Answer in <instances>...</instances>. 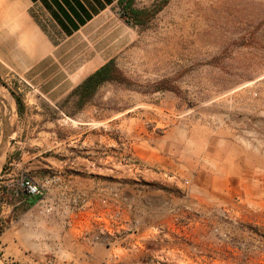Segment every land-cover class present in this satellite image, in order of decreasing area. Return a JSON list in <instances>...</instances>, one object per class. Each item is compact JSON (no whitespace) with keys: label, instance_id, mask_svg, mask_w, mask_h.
Returning a JSON list of instances; mask_svg holds the SVG:
<instances>
[{"label":"rangeland","instance_id":"rangeland-1","mask_svg":"<svg viewBox=\"0 0 264 264\" xmlns=\"http://www.w3.org/2000/svg\"><path fill=\"white\" fill-rule=\"evenodd\" d=\"M133 8L158 11L135 25L116 6L85 42L111 56L122 79L83 107L73 96L55 102L16 80L0 83L24 105L10 128L0 112V196L23 174L62 173L61 214L14 209L1 225L0 264H121L134 253L138 264H264V0H134ZM251 162L263 166L257 181ZM86 178L103 183L110 200L79 226L85 212L67 211L81 206L82 188L68 182ZM131 187L164 197L159 222L192 220L193 239H116L126 227L100 239L117 204L124 221L133 209L110 192ZM192 197V211L172 205ZM142 200L137 218L151 209Z\"/></svg>","mask_w":264,"mask_h":264},{"label":"crops","instance_id":"crops-1","mask_svg":"<svg viewBox=\"0 0 264 264\" xmlns=\"http://www.w3.org/2000/svg\"><path fill=\"white\" fill-rule=\"evenodd\" d=\"M117 2L0 0V83L16 80L29 85L28 93L36 92L50 101L57 102L68 97L89 75L113 59L105 56L95 45L85 42L108 20ZM251 157L261 158V154L256 151ZM14 164L20 168L21 163ZM246 168L251 175L256 176L257 181L263 166L251 162L246 164ZM24 171L27 172L26 169ZM94 180L86 178L68 182L73 186L79 184L82 188L80 192L84 197L82 204L86 217L81 218L83 222L80 220L79 226H84L89 215L93 216L94 207L97 214L102 210L104 200H110L102 193L103 183ZM194 192L197 193V190L193 189L191 194ZM122 193L128 197L129 206L133 209L127 210V220L121 224L128 229L127 235L116 239H193V231L186 230L194 224L192 220L159 222L164 217L162 195H156L158 200H155L152 189L137 190L134 187L125 188ZM48 194L56 200L59 197L58 188H49ZM209 196L212 195L209 193ZM143 197L144 201L152 203L151 209L143 211V218H137L136 208L143 202ZM31 199L19 189H8L5 195L0 196V226L10 221L9 217L14 209L18 211L19 205L24 203L27 208L34 207L35 203H29ZM178 202L172 205L191 211L198 206L193 197L187 203ZM67 236L68 239L76 238L72 234ZM103 253L101 248H92L90 251L94 257ZM136 256L134 253L123 257L121 264H138Z\"/></svg>","mask_w":264,"mask_h":264},{"label":"built area","instance_id":"built-area-1","mask_svg":"<svg viewBox=\"0 0 264 264\" xmlns=\"http://www.w3.org/2000/svg\"><path fill=\"white\" fill-rule=\"evenodd\" d=\"M16 188L21 190L27 197L29 198H36V203L34 205V208L40 215H54L59 216L61 214L60 209H58V206L56 205V200L54 198H50L49 203L47 202V193L49 188H60L62 186V173L61 172H52L51 175L45 177L42 179V181H35L31 177H28L26 175H23L19 181L16 183ZM111 198L115 200L117 203L120 204H126L128 198L124 197V195L118 193L116 190L110 192ZM52 199V200H51ZM73 206L71 210L67 211V215H77L76 212L83 211L84 204H81V206H78L76 204V201H74ZM118 204L115 209L112 210V213H108V217L110 219V222L105 227H102L100 231V239H103V231L106 232L107 235L111 236L112 234H120V230L123 231V228L121 226L122 223H124V220H122V213L117 209ZM66 214V212H65ZM75 214V215H74ZM97 220L103 218L102 215H96ZM75 216L74 218H76ZM73 223L71 221V218H69L68 221L65 222L67 227L71 228L73 226ZM114 230V231H113ZM113 232V233H111ZM115 236V235H114ZM116 237V236H115ZM99 239V238H96Z\"/></svg>","mask_w":264,"mask_h":264},{"label":"trees","instance_id":"trees-1","mask_svg":"<svg viewBox=\"0 0 264 264\" xmlns=\"http://www.w3.org/2000/svg\"><path fill=\"white\" fill-rule=\"evenodd\" d=\"M134 0H118L117 6L123 13V17L132 21L135 25L145 24L152 16L158 11L149 14V12L137 10L133 8ZM122 79L120 71L116 68L114 60H110L89 75L80 85H78L69 95L77 98L78 107H83L87 102L91 100L97 89L106 83L114 81H120ZM17 109V113L20 116L23 112L24 105L20 98L14 93H11ZM37 200V199H36ZM36 203V201H35ZM34 205V204H30ZM1 234V226H0Z\"/></svg>","mask_w":264,"mask_h":264},{"label":"bare ground","instance_id":"bare-ground-1","mask_svg":"<svg viewBox=\"0 0 264 264\" xmlns=\"http://www.w3.org/2000/svg\"><path fill=\"white\" fill-rule=\"evenodd\" d=\"M15 104L11 100L6 90L0 85V112L4 117V122L6 123L5 127L10 128L14 123L16 113H15ZM3 132V133H2ZM4 135H5V128L4 131L0 130V169L1 165L4 160V149L6 144L4 143Z\"/></svg>","mask_w":264,"mask_h":264}]
</instances>
